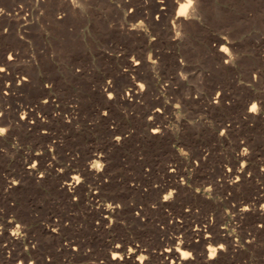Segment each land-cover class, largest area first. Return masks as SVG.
Here are the masks:
<instances>
[{
    "label": "rangeland",
    "instance_id": "rangeland-1",
    "mask_svg": "<svg viewBox=\"0 0 264 264\" xmlns=\"http://www.w3.org/2000/svg\"><path fill=\"white\" fill-rule=\"evenodd\" d=\"M179 2L0 0V64L12 57L0 84L28 78L0 99V264H138L135 246L141 264H164L160 250L178 242L191 264H264V0H191L195 13L177 29ZM252 102L259 110L246 113ZM17 107L30 111L26 124ZM94 158L103 172L84 176ZM28 159L42 179L23 171ZM73 173L84 177L76 200L59 188ZM15 225L22 242L9 238ZM218 243L226 248L208 263L206 245ZM115 244L119 263L108 258Z\"/></svg>",
    "mask_w": 264,
    "mask_h": 264
},
{
    "label": "bare ground",
    "instance_id": "bare-ground-1",
    "mask_svg": "<svg viewBox=\"0 0 264 264\" xmlns=\"http://www.w3.org/2000/svg\"><path fill=\"white\" fill-rule=\"evenodd\" d=\"M195 13V6L192 5L191 3V0H180L179 2V9L176 13V25L179 29V27L183 24H185L192 16L193 14ZM174 22V23H175ZM173 23V24H174ZM172 26V24H171ZM174 26V25H173ZM174 26V27H175ZM172 27V29L174 28ZM130 28H134L136 32H140V25L138 26H134L133 24L131 25ZM176 29V27H175ZM176 29V30H177ZM181 29V28H180ZM180 31V30H179ZM175 32L173 33L174 35V39H178L179 38V34L181 35V32ZM173 32V30H172ZM217 43L218 44H221V43H225L226 42V38H225V41L221 39V37H218L217 38ZM218 53V52H217ZM234 56V55H233ZM219 59H223L224 61L223 62H229L231 61L232 59V55L228 53V51L226 50V47H225V44L224 46H222L221 50L219 51V55H218ZM11 55H7L4 57V63L3 64H0V69H5V72L3 73H0V77H7V66L8 64L10 63L11 61ZM147 61L151 64H153L155 62V59L152 58V57H148L146 58ZM218 60V59H217ZM222 62V61H221ZM137 63H140L139 61H135L133 64L136 65ZM77 71V70H76ZM40 73V72H39ZM24 76H20L19 78H13V77H10L9 79L11 80L10 82L8 83H1L0 84V99H5L6 98V95L8 94V91H10L11 89L13 88H18L19 86H23V85H26L27 84V81H28V78L27 80H21L20 78H23ZM131 80V79H130ZM129 80V81H130ZM17 81V83L15 82ZM130 88H128V90L126 91V95L127 96H131L132 98H136L138 97L140 94H141V89L142 87L140 86V84L138 82H135V81H130ZM43 86V85H42ZM45 86V85H44ZM106 88L103 89V92H105L108 96V94L110 93V86H107L105 85ZM40 88V87H39ZM41 93H46L48 91V89L46 88H41ZM121 95V94H120ZM47 98V102H49V98L47 96H45L44 94V98ZM122 99H126V97L124 96H120ZM6 100V99H5ZM251 98L249 97L248 98V101L250 102ZM254 101V100H253ZM216 102V101H215ZM48 104V103H47ZM158 104V103H157ZM162 104V103H160ZM155 107H153L149 112V115H152L153 117H155L156 115L158 114H161L159 112V109H157L156 107H159L157 105H153ZM242 106V105H241ZM247 106V104H246ZM18 108V107H17ZM22 109V107H19L18 109H16L15 111V117H16V113ZM30 111H27L26 109H22V114L19 116L16 117L21 123L23 124H26V114H28ZM159 112V113H157ZM246 113H252L254 112L253 110V102L250 103L248 106H247V109L245 111ZM25 117V119H24ZM157 122V121H156ZM14 123V122H13ZM12 123V124H13ZM16 123V122H15ZM150 132L153 134V133H157V132H160V128L157 127L156 125H154L153 121H150ZM162 133V132H161ZM151 137V136H150ZM115 140L116 141H119V137H115ZM3 139L0 138V142H2ZM179 152H181L179 150ZM93 155V154H92ZM99 155H93V157H98ZM92 157V156H91ZM27 159V158H26ZM35 160V159H34ZM34 160H31V159H28L24 162L23 164V171L33 177H35L36 179H42V177H38L39 175H37V172H38V168L37 166L35 165V161ZM22 166V165H21ZM103 166V165H101ZM100 164L97 163V160L94 158L93 160H90V162L88 163H85L83 164V167L82 168V173L84 176H99L100 173H96V171H99L101 168ZM93 169V170H92ZM52 170V169H51ZM80 171V170H79ZM103 172V171H102ZM170 172V171H169ZM22 173V172H21ZM20 173V174H21ZM46 173V172H45ZM143 175V174H142ZM231 175V174H230ZM67 178V177H66ZM162 178V177H161ZM242 178V175H240V178L239 176L235 177V180L233 181H238L239 179ZM34 179V178H32ZM93 179V178H92ZM16 180V179H15ZM83 180H84V177H83ZM82 182L79 184L80 182V175L79 174H71L69 175V177L67 178V180L60 184V187L66 194V196L68 197V199L72 196V195H79V197H82V187L84 186V182ZM102 180V179H101ZM9 181V180H8ZM33 181V180H32ZM31 181V182H32ZM176 181V180H175ZM63 182V181H62ZM99 182V181H98ZM102 182V181H101ZM16 183H17V180L16 181H12L11 184L9 186H7V188H13L16 186ZM19 183V182H18ZM38 183V182H37ZM75 184H79V185H75ZM182 184V183H181ZM236 184V183H235ZM59 186V185H58ZM101 186V185H100ZM6 190V189H5ZM7 191V190H6ZM93 192V191H92ZM88 195V193H87ZM90 195V194H89ZM92 195V194H91ZM164 199L167 198L166 195H164ZM73 197V196H72ZM89 197V196H88ZM91 198V197H90ZM90 201V200H89ZM112 207L110 204H106L104 207L102 206V209H101V212H109L111 213L112 211ZM247 208L249 209V207L247 206ZM100 210V209H99ZM241 210L242 211H245L246 210V206H243L241 207ZM107 215H105L106 217ZM18 226V225H17ZM19 228V226L17 227ZM23 231H24V227H22ZM54 230V229H53ZM5 229L2 227V225L0 224V234L4 233ZM7 231V230H6ZM4 236V235H3ZM8 236V235H7ZM9 238H12V239H16L18 242H22L23 241V238L22 236H17L16 238L12 237L10 234H9ZM9 238H7L9 240ZM15 242V241H14ZM182 244L180 242H178L177 244L175 243V246H172V245H168V246H165L163 247L161 250H160V254L162 256V258L164 259V264H191V260H188L189 257H184L183 256V253L184 252H188L187 250H185L186 248H182ZM203 246V245H202ZM214 247V246H213ZM216 247V246H215ZM1 248V247H0ZM170 249V251H169ZM3 250V249H2ZM109 250V249H108ZM110 254L108 256V258L113 262V263H119L120 260L124 259L123 258V252H122V248L121 247H117V245L115 244L111 249H110ZM143 249H141L140 247H132V248H129L128 249V254H130V257L132 258L133 255L135 254H138L137 257H135L134 259L137 261L138 264H141L142 263V260H143V253H141ZM109 252V251H108ZM20 253V252H19ZM190 253V252H189ZM2 254V253H1ZM107 254V253H106ZM21 255V254H20ZM202 255H203V252H202ZM126 256V255H125ZM205 256V255H204ZM208 256V253L207 255ZM127 257V256H126ZM23 258H24V262L30 258V255H29V250L28 248L25 249L23 251ZM205 258V257H204ZM4 259V258H3ZM21 259V258H20ZM169 259V261H168ZM207 259V258H206ZM130 260V259H129ZM32 261V260H31ZM204 261V260H203ZM216 261V260H215ZM29 262V261H28ZM207 262L208 263H211V260L207 259ZM2 263V262H1ZM30 264V262L28 263ZM134 264V263H133ZM213 264V263H212Z\"/></svg>",
    "mask_w": 264,
    "mask_h": 264
},
{
    "label": "clouds",
    "instance_id": "clouds-1",
    "mask_svg": "<svg viewBox=\"0 0 264 264\" xmlns=\"http://www.w3.org/2000/svg\"><path fill=\"white\" fill-rule=\"evenodd\" d=\"M36 2H37V4H38V3H39V0H36ZM71 2H74V0H71ZM158 2H159L160 5H161V10H163V8H164L163 0H158ZM117 7H119V4H118V3H117ZM132 11H133V9H132V8H129V9L126 11V15H128V14L131 13ZM58 18H60V17H58ZM155 19H157V20L159 19V15H158V14L155 16ZM141 24H142V20H141V19H137V21H136L135 23H133L134 26H138V25H141ZM221 39L225 41V36H221ZM153 41H154V40H153ZM224 44H225V43H221V44H219L217 50L220 51L221 48H222V46H224ZM118 55H119V54H118ZM139 64H140V63H137L136 66H138ZM180 64H181V60H180ZM123 70H125V69H123ZM77 71H80V69L77 68ZM25 79L27 80V78H25ZM110 83H111V79H110V78L107 79V80L105 81V85H107V86H109ZM105 85H102V88H103V89L106 88ZM50 86H51V84L45 83V87H46V88H50ZM217 93H218V96H217V98H218V97H219V94H220V91L217 90V91L215 92V95H217ZM113 96H114L113 93H109L108 96H107V98H108L109 100H111V99L113 98ZM41 102L46 104V103H47V98L45 97L44 99L41 100ZM253 106H256V107H257V103H256V102H253ZM156 108L159 109V112H162V109H161L160 107H156ZM102 114H103V115H107V112L102 110ZM253 114H256V113H253ZM0 115H2V112H0ZM37 116L41 117V114H40V113H37ZM43 117H44V116H43ZM24 119H25V117H24ZM44 120H45V117H44V119L41 120V121H44ZM148 120H149V121L153 120V116L150 115V116L148 117ZM31 122H32V121H31ZM7 130H8L7 127L0 126V135H5V133L7 132ZM42 131H45V130H42ZM153 134H156V133H153ZM115 136L120 138L119 135H115ZM172 146H173L174 148H176L177 145L173 144ZM243 147H245V151H247L246 146H243ZM181 148H183V147H179L178 149H181ZM193 162L196 163L195 161H193ZM245 165H246V164H245ZM245 165H244V166H245ZM92 170H93V169H92ZM102 170H103V169H100L99 171H96V170H95V172H96V173H100ZM63 171H64V170H61L60 172H63ZM261 171H264V168H261ZM43 175H44V173L41 171L38 177H43ZM82 180H83V177L80 175V182H79V184L82 182ZM63 183H64V182H63ZM79 184H75V185H79ZM76 199H77V198H76L75 196H73V200H76ZM164 201H168V200H164ZM262 205H264V202H262ZM185 210L187 211V208H186ZM246 210H249V209L247 208V206H246ZM9 223H11V221H9ZM97 223H98V222H97ZM258 226H264V225H258ZM8 232H9V234H10L12 237H14V238H16L17 236H23V235H24V234H22V233L20 232L19 228H17L16 225H15L14 227L9 228ZM209 236H210V234H209ZM249 242H251V241H249ZM225 248H226V245H225L224 243H218L217 247H212L211 245H206V249H207V252H208L207 259H209V260L214 259V258L216 257V254H217V249H219V250H225ZM183 256H184V257H189V256H190V253H189V252H184V253H183ZM18 264H23V262H22V261H19ZM30 264H33V262L30 261Z\"/></svg>",
    "mask_w": 264,
    "mask_h": 264
},
{
    "label": "snow or ice",
    "instance_id": "snow-or-ice-1",
    "mask_svg": "<svg viewBox=\"0 0 264 264\" xmlns=\"http://www.w3.org/2000/svg\"><path fill=\"white\" fill-rule=\"evenodd\" d=\"M163 3H164V0H163ZM4 12V9L3 8H0V13H3ZM138 60V59H137ZM3 72H5V69H0V73H3ZM25 78H27L26 76H24L23 78H20L21 80H26ZM109 92H111V91H109ZM220 95H221V93L219 94V97H220ZM253 110L255 111V110H259V109H257L256 108V106H253ZM157 113H159V112H157ZM158 133V132H157ZM119 139H121V137L119 138ZM239 176V175H238ZM239 178H240V176H239ZM17 184V183H16ZM165 200H167V198H165ZM209 233V232H208ZM206 240H211V236H209V238H207ZM209 243V242H208ZM117 247H120V245H117ZM169 251H170V249H169Z\"/></svg>",
    "mask_w": 264,
    "mask_h": 264
}]
</instances>
